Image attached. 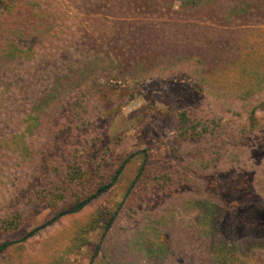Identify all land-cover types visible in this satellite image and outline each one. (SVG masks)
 Instances as JSON below:
<instances>
[{
    "label": "rangeland",
    "instance_id": "1",
    "mask_svg": "<svg viewBox=\"0 0 264 264\" xmlns=\"http://www.w3.org/2000/svg\"><path fill=\"white\" fill-rule=\"evenodd\" d=\"M20 3L5 5L0 2V51L8 42V29H11L10 24L1 21L3 13ZM177 6L178 3L174 8ZM20 13L21 8L14 15ZM183 16L167 14L148 22L138 18L143 20L133 29L126 23L119 35L123 39L133 35L141 47L147 45L148 51L143 50V53L149 60L160 59V55L165 54L161 67L166 68L161 72L145 80H119L117 71L103 70L99 60L89 71L98 81V87L92 105L84 104L78 111L83 113L82 108H87L88 115L103 118L108 131L107 150L114 159L109 171L117 166L119 169L137 150L146 151L130 158L117 181L97 196L99 191L80 201L69 197L56 204L31 200L29 188L32 186L29 183L34 184L33 176L42 174L37 171L35 158L42 153V148L27 149L29 154L25 155V161V156L18 154L20 151L25 154L22 143L14 145L22 138L24 124L19 114L24 110L25 102L9 100L14 91L15 86L11 83L15 76L13 71L0 72V246L3 247L0 264H90L95 253L101 254L103 246H110L114 251L138 238L137 233L153 232L152 227L160 231L163 227L155 220L157 216L167 215V211L166 214L163 211L167 209L170 197L182 191L201 195L198 184H204L203 181L195 180L194 185L193 182L175 183L181 173H187L182 171L187 170L192 175L196 173L203 179L208 178V198H219L225 209L217 224L219 235L237 245L245 237H264V199L248 177L252 167L261 162L264 164V74L253 73L254 67L264 71V18L222 26L209 19L193 20ZM18 25L22 23L18 21ZM172 45L179 49L193 45L200 55V62L209 64L212 69L200 64L197 77L183 73L167 74V62L170 63L167 56ZM23 56L26 67L31 60L26 53ZM25 69L17 71L24 89L30 84L29 72ZM249 74H252L251 78ZM59 114L62 112L55 115L54 121L62 118ZM180 114L185 126H211L218 140H225L224 144H219V151H227L228 155L219 166L214 164L213 171L191 155L192 147L175 148ZM209 132L205 146L213 144L214 137L211 130ZM13 134L17 135L15 141ZM60 138L61 151H93L78 136V143L72 148L67 146L69 141L65 136ZM233 141L246 145L247 152H235L229 146ZM47 149L48 153L41 154V157H46L49 151H58L55 144ZM11 151L16 154L12 156ZM240 160L241 166H236L234 162ZM85 200L87 203L75 210ZM177 207V228L169 229L175 235L179 232L182 235L188 220L189 226L195 228L201 219H193L180 206ZM159 209L162 212L155 216L153 212ZM191 209L193 206H187V210ZM14 218L15 228L1 230ZM201 227L203 230L207 225L204 227L200 223L195 229L198 231ZM196 234L193 241L189 239L185 244L179 240V234L174 238L172 244L176 246L180 264H197L196 255L201 250L197 242L199 234ZM138 264L144 263L140 260Z\"/></svg>",
    "mask_w": 264,
    "mask_h": 264
},
{
    "label": "trees",
    "instance_id": "2",
    "mask_svg": "<svg viewBox=\"0 0 264 264\" xmlns=\"http://www.w3.org/2000/svg\"><path fill=\"white\" fill-rule=\"evenodd\" d=\"M17 1L21 3L10 6L7 9L9 14L3 13L1 19L10 24L11 29H8V42L1 47L0 72L13 71L15 76L11 83L15 86L14 91L10 93L9 100L21 99L25 102L24 110L19 114L24 124L22 138L15 141L17 133L13 134L14 145L23 144L25 154L23 151L18 154L24 157L29 154L27 149L30 147L42 148V153L35 157L37 171L42 174L39 177L33 176L34 184L29 183L32 186L29 188L30 198L51 204L69 197L76 201L87 198L105 189L118 171V166L109 171L114 165V159L113 154L107 150L108 131L103 118L88 115L87 108H82L83 113L78 111L84 104L93 103L98 81L92 78L89 71L96 61L102 62L101 67L105 71H117L119 80H145L166 68L161 67L165 54L160 55V59L154 57L149 60L143 53V50L148 51L147 45L141 47L133 35L124 39L119 36L126 23L133 29L143 19L148 22L149 19L165 17L167 14L184 15L193 20L209 19L222 26L264 18V0H0L5 5ZM176 3L178 6L174 8ZM20 8L21 13L14 15ZM12 20L15 23H11ZM18 21L22 25H18ZM12 30L14 35H11ZM169 50L167 74L183 73L197 77L201 65L208 70L212 69L209 64H204L202 60L200 62V55L193 45L180 49L172 45ZM24 53L31 60V64L26 67ZM33 60L40 62L34 64ZM4 66H8L7 71ZM21 69L29 72L30 84L25 89L18 80L20 73L17 71ZM243 72H247L246 68ZM255 72L264 74L257 67L253 68ZM252 74H249L250 78ZM60 112L62 118L54 121L55 115ZM78 114L79 117H76ZM182 120L184 117L180 114L175 148L192 147L191 155L199 158L205 163L203 166L213 171L216 168L214 164L219 166L228 155L227 151H219V144H224L225 140H218L211 126H185ZM209 130L214 137L213 144L205 146L209 141ZM61 136L69 141L68 147L77 145V136L79 140L83 138V142H87L93 151H61ZM73 140L76 141L73 143ZM54 144L58 151H49L46 157H41ZM229 146L235 152L248 150L246 145L235 141L229 143ZM10 153L14 156L16 151ZM234 164L241 166L242 161ZM182 172L187 173H181L175 183L183 185L193 182L194 185L195 180L203 181L204 184H198L201 195L192 191L173 195L168 199L167 209L163 211V214L167 211L166 216L156 215L162 209L153 212L157 216L155 223L163 227L160 231L150 227L153 232L143 235L137 233L139 239H131L123 248L114 251L110 246H103L93 264H138L140 260L144 264H180L176 246L172 244L174 238L179 234V240L185 244L189 239L193 241L196 233L199 234L197 242L201 250L196 255L197 264H264V237H245L239 241L241 246L225 240L217 231V224L225 209L219 198H208V178L203 179L201 174L196 173L194 176L189 170ZM248 177L264 199V164L261 162L252 167ZM177 206L193 219H201L195 228L200 227V223L204 227L207 225V228L202 230L201 227L197 231L189 226L188 220L182 235L180 232L175 235L169 228H177ZM187 206H193V209L187 210ZM14 221L15 218L1 230L15 228Z\"/></svg>",
    "mask_w": 264,
    "mask_h": 264
},
{
    "label": "water",
    "instance_id": "3",
    "mask_svg": "<svg viewBox=\"0 0 264 264\" xmlns=\"http://www.w3.org/2000/svg\"><path fill=\"white\" fill-rule=\"evenodd\" d=\"M139 152H146V151H144L143 149H140V150H137L136 152L132 153L129 157H127L126 160H125V161L122 163V165L119 167L116 177L114 178V180H113L108 186H111L112 184H114V183L117 181V178H118V176L120 175V173H121V171H122V169H123V166L127 163V161H128L130 158H132L135 154H137V153H139ZM141 170H142V169L139 170L138 175L140 174ZM130 188H131V186L129 187V189H130ZM101 191H103V190H101ZM101 191H99L98 193H96L95 196L99 195ZM125 197H126V196H125ZM125 197H124V198H125ZM87 201H88V200L83 201V202H82V203H81V204H80L75 210H78L82 205H84L85 203H87ZM122 203H123V202H121L120 206L122 205ZM0 247L3 248L2 246H0ZM95 256H96V253H95V255L93 256L91 262L93 261V259L95 258ZM91 262H90V264H91Z\"/></svg>",
    "mask_w": 264,
    "mask_h": 264
}]
</instances>
